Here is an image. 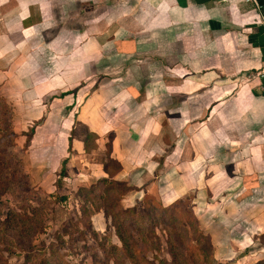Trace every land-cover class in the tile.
Returning a JSON list of instances; mask_svg holds the SVG:
<instances>
[{
    "label": "crops",
    "instance_id": "crops-1",
    "mask_svg": "<svg viewBox=\"0 0 264 264\" xmlns=\"http://www.w3.org/2000/svg\"><path fill=\"white\" fill-rule=\"evenodd\" d=\"M257 19L243 0H0V66L27 54L29 64L18 74L31 78L32 91L42 90L35 82L43 72L56 77L44 91L64 86L66 155L70 143L88 134L125 126L129 148H120L128 149L129 163L113 147L111 157L122 165L115 179L140 187L157 169L163 142L182 139L187 129L190 139L200 130L222 158L230 150L251 158L221 166L210 187L226 189L234 174L236 181L257 174L243 183L258 190L264 188V23ZM78 126L87 128L81 138L74 137ZM96 165L75 178L66 168L65 185L109 177L106 164Z\"/></svg>",
    "mask_w": 264,
    "mask_h": 264
},
{
    "label": "rangeland",
    "instance_id": "rangeland-1",
    "mask_svg": "<svg viewBox=\"0 0 264 264\" xmlns=\"http://www.w3.org/2000/svg\"><path fill=\"white\" fill-rule=\"evenodd\" d=\"M28 64L29 55L17 54L0 66V127L10 123L9 130L0 132V140L8 144L7 149L1 148L0 162L8 161L11 166L7 167L10 177L0 178V188L12 187L0 197V264H264V188L245 189L243 183L254 180L257 174L243 176L241 181L234 180V174L226 189L209 185L219 182L214 175L221 166H234L235 160L250 157L238 158L230 150L222 158L220 149L208 145L210 140L206 141L200 130L196 131L198 139L193 133L190 136L194 139H190L186 129L182 139L163 142L156 157L157 169L156 165L150 167L140 187H131L127 195L123 194L124 184L106 186L92 177L82 186L67 181V187L64 158L68 160L66 168L74 174L69 178L78 176L79 170L91 173L90 165L98 170L96 164H106L111 172H117L121 163L111 157L113 147L128 164V149L120 148L123 144L129 148L126 128L114 126L103 136L88 134L85 142L70 143L66 155L64 86L44 91L42 85L56 77L43 72L35 82L42 90L32 91L31 78L18 74ZM168 126L172 132H180L177 125ZM86 130L78 126L74 137L81 138ZM118 131L123 132L119 139ZM78 143L82 156L74 159ZM12 155L23 166H13L16 160ZM217 176L219 180V173ZM26 184L34 192L29 200L24 199ZM81 187L88 191H79ZM119 194L125 196L120 198ZM93 199L98 203L91 207ZM152 202L164 206L153 209ZM22 206L29 207L27 214ZM135 206L142 220L136 225L135 215L117 218L129 246L124 252L114 251L113 246L122 249V242L102 207H113L110 212L117 214L122 208ZM12 212L17 214L14 220L9 216ZM92 212L97 237L88 228Z\"/></svg>",
    "mask_w": 264,
    "mask_h": 264
},
{
    "label": "trees",
    "instance_id": "trees-1",
    "mask_svg": "<svg viewBox=\"0 0 264 264\" xmlns=\"http://www.w3.org/2000/svg\"><path fill=\"white\" fill-rule=\"evenodd\" d=\"M65 24V23H64ZM8 123L9 122H5V124H6V126H5V128H2V126L0 127V132L3 130V129H6V130H9V125H10V123H9V125H8ZM12 144H15L14 143V141H12ZM1 148H4V149H7L8 148V144H6L3 140H0V157H1V155H2V152L1 151H4V150H1ZM12 158L14 159V160H16V162H13V166H17V164H21V166H23V163H22V161L19 159L18 160V158L15 156V155H12ZM8 160H10V158H8ZM116 160V159H115ZM116 161H118V160H116ZM8 162V161H7ZM7 162L5 161V162H0V178H4L5 180H7L6 178H8V177H10L9 175H8V170H7V167H11V166H9L8 164H7ZM119 162V161H118ZM16 165H15V164ZM120 163V162H119ZM118 163V164H119ZM66 164H67V160H65L64 161V175H65V173H66V171H65V168H66ZM21 169V168H20ZM106 169H107V171H108V174H109V177H105V178H101V179H99L100 180V182L103 184V185H108V186H111V185H117V186H120L121 184H124V186L126 187V190H124V192H123V194H125V195H127L128 193H130V191L132 190L131 189V187L132 188H134L135 187V185H134V180L132 181V180H129V181H119V180H115V175L122 169V165H121V167H120V169L117 171V172H111L109 169H108V166L106 165ZM111 178V179H110ZM26 187H25V189H24V192L26 193V196L24 197V199L25 200H29V197H31L32 196V194H34V192H33V190L29 187V185L28 184H26L25 185ZM10 188H12L11 186H3V188L1 189L0 188V197L2 196V194H3V192H6L8 189H10ZM79 191H81V192H83V191H88V189L87 188H85V187H81L80 189H79ZM108 191H109V189H108ZM90 192H92V190H90ZM123 194H119V196H120V198L122 197V196H125V195H123ZM124 198V197H123ZM61 200H66L67 198L66 197H62V198H60ZM89 199H87V201H88ZM47 201V200H46ZM44 202V203H42V206H44V208H45V206L47 205V202ZM97 200H95V199H93L92 200V206L91 207H94L95 205H97ZM161 204H162V202H160ZM116 204H118L119 206H120V201H118V202H116ZM152 204H153V202H152ZM161 204H153L154 205V207H153V209H157V208H161L162 207V205ZM86 206V208H84V209H87L88 210V206L87 205H85ZM164 206V205H163ZM29 207H26V206H22V209L25 211V214H27L28 212H29V209H28ZM103 209H104V212H105V215L106 216H108V217H111L112 218V220H113V223H114V225H115V227H116V231H117V235H118V237H119V239L121 240V242H122V249H119V248H117L116 246H113V250L114 251H121V252H124V250H125V248H128V238L127 237H125V235L122 233V231L120 230V226L118 225V220H117V218L119 219L122 215H125V216H129L130 214L131 215H135V217H134V220H133V223L134 224H136V225H138L139 223H140V221L142 220V217H143V215L142 214H139L138 212H137V210H138V207H132V208H127V209H124V208H122V209H120V211L117 213V214H112L110 211L113 209V207L112 208H108V207H102ZM111 209V210H110ZM162 209H165V211L166 210H168V208H162ZM36 210V209H35ZM34 210V211H35ZM44 210V209H43ZM93 215H94V213L92 212L91 213V216L89 217V222H88V228L90 229V231L92 232V234L95 236V237H97L98 236V232L96 231V230H94V226H93V222H92V217H93ZM9 216H10V218L12 219V220H14L13 218H16L17 217V214H16V212H12L11 214H9ZM29 219V217L28 216H26V220H28ZM129 258H131L130 256H128Z\"/></svg>",
    "mask_w": 264,
    "mask_h": 264
},
{
    "label": "built area",
    "instance_id": "built-area-1",
    "mask_svg": "<svg viewBox=\"0 0 264 264\" xmlns=\"http://www.w3.org/2000/svg\"><path fill=\"white\" fill-rule=\"evenodd\" d=\"M244 2H246L249 5H252L253 7H255V9L257 10L258 13V22L264 23V18L263 21H261V14H262V10H263V5L259 2V0H243ZM260 17V18H259Z\"/></svg>",
    "mask_w": 264,
    "mask_h": 264
},
{
    "label": "water",
    "instance_id": "water-1",
    "mask_svg": "<svg viewBox=\"0 0 264 264\" xmlns=\"http://www.w3.org/2000/svg\"><path fill=\"white\" fill-rule=\"evenodd\" d=\"M207 0H197V2L199 3H203V2H206Z\"/></svg>",
    "mask_w": 264,
    "mask_h": 264
}]
</instances>
